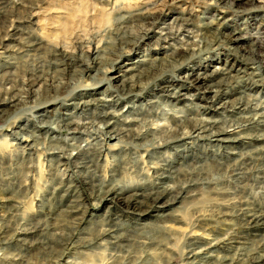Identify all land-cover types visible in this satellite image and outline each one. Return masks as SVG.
<instances>
[{
    "label": "bare ground",
    "instance_id": "bare-ground-1",
    "mask_svg": "<svg viewBox=\"0 0 264 264\" xmlns=\"http://www.w3.org/2000/svg\"><path fill=\"white\" fill-rule=\"evenodd\" d=\"M37 1L38 0H0V115L2 116V113L4 114L5 112L3 109L4 105L8 104L14 106L17 102L20 104V100H24L25 97H28V95L30 96V93H32V91L39 86H41L44 90V93H47L53 86L54 88L52 89L55 90L57 86L59 87L61 84L63 85V83L67 80L65 79V76L67 78V76L70 77L75 74L81 80L88 78L85 85L90 86L89 88L92 89L90 93H86L87 91L84 93L70 92L67 95H64V93V97L59 98L58 96L61 94L57 96L54 93L60 87L55 91L53 90L54 95L51 93L52 96H47L48 98L44 97L40 100V104L37 103L39 105V110L37 109L36 113H31L29 118L26 117L25 122H20L18 125H15V128L9 130V134H11L15 140L17 138V140L15 142L4 141L5 146L8 145V147L9 144L13 145L14 143H23L18 145L21 146V148H29V146H31V142L29 141H32V136L35 137L36 134L34 135V133L29 130L28 123L33 122V125L31 123L30 125L36 126L35 128L37 131H39L38 129L41 127L48 130L51 129V126L48 123L49 120L47 117H52L53 115H59L61 119L64 120L63 128H65L67 133L69 132L70 135H80L85 133L89 138V136L93 134L91 137L92 140L85 138L86 141L84 140V144L70 143L69 147L66 146L69 148L68 151L57 147H53V149L56 148L55 150L48 151L51 152V155L55 152L54 154L57 153L59 156L63 157L62 159H59V161L63 164H66L67 162L69 165L71 163L74 166L76 165L79 168L81 167L80 169L83 171H78L75 179L79 186H83L84 189H86L81 199L83 198V200H86L87 198H92L96 195L95 197L97 200L99 199V201H97V205L106 203V208L103 212L105 217L104 219L102 218V221L100 220L101 226H103L99 230L100 236L94 238L88 237L90 236V232L85 233L89 234L87 236L81 235L80 231V233L77 232L79 235L75 232L76 234L74 233V239L65 238V240H63L66 242L65 244H69L67 245L68 249L71 247L90 248L95 244L96 247L99 245L105 246L106 244L104 245V243L110 244L106 246L116 248V246L120 243L130 242L134 237L133 235L137 233L136 229L141 230L143 227H147L151 221H181L180 219L184 218L182 215V217H180L179 213L181 204H185L184 199L186 198L190 199L188 204L193 203L195 200L194 196L196 197L194 193H197L194 192V190L196 187H200L195 184L196 179L194 180L192 177L194 174L191 175L193 173L192 170H195L194 173H203L204 168L207 165L203 160L201 163L199 162L200 164L198 165H194V162H196L200 156L205 157L206 153L209 151H214L218 154V156L226 158L228 161L229 158H233L235 161H238L239 163L235 164L234 162L230 165L229 175L233 176L234 179H237L238 182L239 180L242 181L241 179H246V175L251 169V166L249 165L252 162L251 158H254L259 152L263 151L264 146H258V144L253 145V148L256 149L249 155L248 153L242 151H233L232 149L228 150L226 148L230 145V143L239 144L240 142L247 144L251 139L264 140V135H262L263 132L256 133L254 132L255 130L253 131L254 133L246 132V130L250 129L251 125H253V127L256 126L255 128H259L258 126H260V128L261 126H264V107L254 109L250 103V96L247 97L249 93L247 96L245 93V89L252 85H261V87L264 88V63L260 59L261 57L259 55L262 52L260 53L258 51L259 53L257 52V55L255 54L260 57L259 59L255 58L254 55L253 48H255L256 45V38L252 40L251 47L249 49L244 48L242 49V52L239 50L240 44H237V42L244 38L246 34V31L244 30L245 28L236 27L237 25L234 26L233 22L230 18H228L229 11L223 9L230 8L233 9V12L235 10L239 11V9H246V5H244V3L247 2L246 4H249L247 6H250L252 0L206 1V4L210 6V8L207 6L203 12H210V10L213 9V11L217 10L218 13L215 16L211 13L209 17L204 15L205 13H202V21L199 29L200 40L198 39L197 43L193 40L183 41L181 44L170 49L171 51H168L169 53L165 51V48L164 50H161L159 48L163 47H159L155 49L154 53H157L155 55L142 52L135 53L134 50L140 47L141 43H143L145 39L152 37L154 33L153 27L156 26L158 20L160 21V19H162L165 15L158 10H151L153 8L138 6L137 0H86L89 1L87 2V6H84L86 2H82L80 4V8L75 10L78 11V13H74V17L72 15L73 19H68V21L64 23L65 27H63L65 33L73 31L76 25L79 26L82 24L79 17L88 16L91 12L90 9L94 10V12H98L96 15L99 14L100 16L95 19V22L99 25V27L103 26L100 28V32L96 31L91 33V38L89 37V39L77 38L76 42L79 46H76L80 48V51L77 50L79 51L77 53L74 51L76 49L72 51L68 48L44 41L28 27V23H31L32 18L30 10L36 5ZM152 1H155L156 3V0ZM152 1H150V3H153ZM90 4H95L96 7L99 6V8L93 9ZM8 6L10 7L7 8ZM106 8L110 9V21L106 23L107 25H104L103 17L106 13L103 12ZM251 9L252 8L250 7V12ZM71 13H73V11ZM5 21H7V24L4 23ZM173 21L176 24H181L183 26L193 23L192 16L190 14L183 15V13L174 16ZM129 28H132V31H128ZM254 32H258V27H254ZM102 35H104L103 38ZM174 36L175 33L168 30L163 34L159 33L158 38L162 40L165 39V41L167 39V41H169ZM94 37L98 38L97 41L100 45H96V47H93L90 51V42L92 43ZM259 42L257 44H259ZM222 44L225 45V50H227L229 54H221L224 57H212L208 62H212L214 60L219 62L221 61L220 64L215 66L212 70H206L204 65L196 64V61H192L193 56L191 55L194 52L197 51L198 53V51H203L204 49V51H207L212 46L220 47ZM85 47H88V49L83 51V48ZM40 52L47 54L45 55L49 60L48 65L51 69L53 68L56 70L54 72H56L57 76H55L52 73L53 70H51L50 73L51 75L53 74V76L51 78H46L44 77L45 72L42 70L45 66H43L40 70L39 67L38 69L36 68L37 64H35V67H32L31 65L28 70L24 69L27 71L22 72V76L26 74V77L24 75L23 77H25V79L21 81L20 79H23V77H20L19 80L23 83L26 80V86L21 89V82L18 81L21 85L19 86L21 90H19L18 85H14V79H12L15 73H12L11 70L15 71V68L13 69V67H16L14 58L28 55L31 58L27 59L33 60L34 56ZM194 55L196 54L194 53ZM229 55H232L233 58H230ZM43 59L44 58H42V60ZM20 61L22 60H18L19 63ZM43 63H45V61ZM179 67L186 71L183 76H179V78H177L179 81L166 78V69H175ZM113 68H116L119 71L116 76L109 77L108 73ZM41 71H43V73ZM48 73L46 74L48 75ZM14 77L17 78L16 76ZM115 79L117 83L112 84L111 81ZM72 80L75 82L74 79ZM101 81L106 83V90L100 91L101 95H92L98 89V87H94L92 85ZM3 83H6L7 85H3ZM150 83L155 84V89L161 92L159 95L163 96V98L165 97L164 100H167L171 106L175 105V102L178 103V100H181L184 101L183 105L185 109L183 110V107H171L169 108L171 110L160 111L134 104V99L139 100V98H141L144 94V87ZM187 85L193 87L195 86L197 90L195 96L192 95L193 97H191L190 94L188 95L182 92L181 89H188ZM15 86H17V88ZM63 86H65V84ZM98 92L99 91H97V94ZM230 93H233L232 97L224 98ZM34 94L36 93L34 92ZM48 94L50 95V93ZM196 97L206 103H211V101H216V99L223 97L224 99L219 100L221 103L219 102V105L217 104L213 107L212 112L215 111L213 113H218L220 116L225 115V113H227L226 115L230 114L232 115H228L230 116V120H221L217 117H213L212 115H202L204 111V114H206V110L208 108L212 109V107L209 104L202 106L201 104L196 103L194 100ZM154 101H151L150 103H153ZM122 102H124V108H118L119 110L114 108V106L121 104ZM164 102L166 103V101ZM19 104H17L16 107H18ZM23 106L26 107L27 105ZM34 106L35 104H33V107ZM68 106L74 108L75 112L77 110V113H79L72 114L68 112V110H66L68 109ZM89 106L93 109L90 110V112L87 110L89 109ZM198 108L203 109V111L197 110ZM207 112L211 111L208 110ZM95 122H97V124H95ZM93 138H95V140H93ZM108 139H114V142L108 143ZM186 139L189 140L186 141ZM61 140L63 139L61 138ZM35 141L38 140L35 139ZM197 141H201V144ZM36 143L34 144L33 142L34 145H36ZM168 147L173 149V151H167L166 148ZM2 148L4 149V147ZM164 148V151L160 150H163ZM113 149H115L117 153H112ZM4 155L6 156V154ZM57 159L58 157L56 158V161ZM100 159L102 161L101 164L99 163ZM183 160H189V162L192 163H190V165H193L191 166V172L189 171L190 173L188 170L183 169ZM61 168H63V166ZM257 170H259V168H257ZM127 171H133V174L136 173L137 177L134 179L130 178L131 180H127V182H121L122 180L119 181L115 177L116 175L120 176L122 173H126ZM55 172L58 173L57 170L54 171V174ZM204 173L206 174V172ZM188 174H190V181L189 179L188 181L181 180L182 175L185 176ZM49 178L51 177H48V179ZM32 180H34V178ZM197 181L199 182L200 178L199 180L197 179ZM202 182L203 181H201V183ZM58 183L59 184L56 185L54 184L55 186L53 187L51 186L52 188L49 190L52 194L58 195L61 200L63 199L66 201L63 203L64 207H62L65 209L61 210H65V212L69 214L78 213L80 207L78 202H75L77 200H75V198L79 197L78 194H76L77 184L60 181ZM214 189L215 190L213 191L215 195H219L221 198H219L218 201L216 200L217 202L215 205L208 204L206 208L200 209L195 207L196 209L192 212L193 215L195 214L192 227H198L205 232V229L207 228L213 230V227L209 226L211 220L223 219L224 221L226 218L241 220L244 224L243 226L249 234L259 235L258 238L262 240V244L260 245L259 250H256L255 252L251 251V253H245L243 256L240 255L238 257H227L224 254L220 255L216 252H218V250H230L229 247L234 246L231 242L235 243L238 240H236L237 237L234 238L235 236L232 233L223 239L218 238V240L213 239V237L208 240L202 236H194L193 232H188L185 234L187 255L184 264H193L192 262L198 261H201V263L198 262L199 264H264V208L256 204L255 201L236 198L235 193H227V191L222 188ZM47 192L49 193V191ZM48 195L49 194H47V197H49ZM52 197H54V195ZM5 200V197L2 198L0 196V206L4 205L3 203ZM212 203L213 202H211V204ZM82 209L83 208L80 209V215L82 217L85 218V216H88V218H94L93 212ZM1 211L4 214V211ZM98 216L100 215H97L96 217ZM86 218L84 219L85 221ZM127 219L132 220L131 222L134 226L128 224V227L126 224L122 223L121 220ZM148 219L151 220L148 221ZM85 221L82 222L84 223ZM186 221H188V219ZM212 222L210 225L213 224ZM4 229L5 228L2 230ZM130 229L135 230V233H131L129 231ZM19 231H21V229ZM215 231L217 230L215 229ZM5 233L8 232L5 231ZM208 233L209 231L207 234ZM0 235H2V233ZM27 239L29 241V238ZM106 248L109 249V247ZM94 250L95 249H93V251ZM66 252L67 251L64 253L62 252V254L58 256V262L64 260L63 258ZM58 262L56 264H58ZM133 264H135V262Z\"/></svg>",
    "mask_w": 264,
    "mask_h": 264
},
{
    "label": "rangeland",
    "instance_id": "rangeland-1",
    "mask_svg": "<svg viewBox=\"0 0 264 264\" xmlns=\"http://www.w3.org/2000/svg\"><path fill=\"white\" fill-rule=\"evenodd\" d=\"M137 1H138V6H141V7L147 6V7L153 8L151 10H155V11L158 10L161 13H163L165 16L162 19H160V21L158 20V22L156 23V26L153 27L154 33H153L152 37L145 39L143 41V43H141L140 47H138L137 49L134 50L135 53H141L142 52V53H149V54L155 55V54H157V53H154L155 49H157L159 47H163V48H159L161 50L162 49L164 50V48H165L166 52H168V51L170 52L171 51L170 49H172L174 46L181 44L183 41L193 40V41H195V43H197L198 39L200 40L199 29H200V24L202 21L201 20L202 13L203 14L205 13L204 15H206L208 17H209V15H211V13L214 16L218 13L217 10L213 11V9H211L210 12L209 11L203 12L204 9L208 6L206 4L208 2V0H158V1L156 0V3H155V1L153 2L152 0H137ZM150 1H152L153 3H150ZM82 2H86V4L84 6H87V2H89V1H86V0L85 1L84 0L83 1L82 0H41L40 1V0H38L36 2V5L33 6V8L30 10L31 11L30 13H32L31 14L32 18H31V23H28V27L31 28L32 31L38 37L43 39L44 41L54 43V44L59 45L61 47L68 48L72 51L74 49H76L74 51L77 53L80 51V48L77 47V46H79V44L76 42L77 38L79 37L80 39H89L91 33L96 32V31L100 32L99 30L103 26L102 25L101 27H99V25L95 22V19L100 16L99 14L96 15V13H98V12L97 11L94 12V10L90 9L91 15L89 14L86 17L85 16L79 17L81 19L82 24H80L79 26L76 25L74 27L73 31H71V32L69 31V33L68 32L65 33V31H64L65 24L64 23L66 21H68V19L69 20L73 19L72 15L74 13L75 14L78 13V11H75V10L80 8V4ZM246 3H244V5H246V9H239V11L235 10L234 12L232 11L233 9H230V8L229 9L226 8L223 10L229 11L228 18H230V20L233 22L234 26L237 25L236 27L245 28L244 30L246 31V34H245L244 38L241 41L237 42V44H240L239 50L242 52V49H244V48L249 49L251 47L252 40H254V38H256L255 39L256 45H255V48H253L254 49V55L255 54L257 55L258 51L260 53L262 52L261 54H259L261 58L256 56V55H255V58H258V59L260 58L264 63V0H252V3H250L251 4L250 6H247L249 4H246ZM90 6H92L93 9L99 8V6L96 7L95 4H90ZM9 7L10 6H8L7 8H9ZM208 7L210 8V6H208ZM250 7L252 8L251 12H250ZM107 8H109V7H107ZM107 8L103 12V13H106L105 16L103 15L104 16L103 17L104 18V20H103L104 25L110 21V17H109L110 9H107ZM240 10H246V11H240ZM72 11H73V13H71ZM181 13H183V15L184 14H190L192 16L193 23L187 24L184 26L181 24H176L173 21V17L177 16ZM73 17H74V15H73ZM4 23L7 24V21H5ZM174 25H176V26H174ZM255 26L258 27V32H254ZM130 30L132 31V28L131 29L129 28L128 31H130ZM168 30H171L175 33V36L173 38H171L172 40L170 39L169 41H167V39H166V41H165V39L162 40V39L158 38L159 33L163 34L164 32H166ZM97 37H94L95 40L93 38L92 43L90 42V47H89L90 51L92 50L93 47H96V45L99 44V42L97 41V39H98ZM103 37H104V35H102V38ZM259 41H261V42H259ZM258 42H259V44H257ZM225 48H226L225 45L222 44V46H220V47L219 46L218 47L212 46L207 51H204L205 49L203 51L202 50L198 51V53L196 51V52H194L196 55H194V53L191 55V56H193L192 61H196L197 62L196 64L204 65L206 70L210 71L215 66H218L221 61L220 62L215 61V60L212 62H208V61H210L211 58L214 56L224 57L221 54H229L227 52V50H225ZM87 49H88V47H85V48H83V51L87 50ZM77 50H79V51H77ZM41 53L43 54V57H42ZM45 54L43 52H40V53L36 54V56H34L33 60H31V59L28 60L27 58H31L28 55L14 58L16 67H13V69L15 68V71L11 70V72L12 73L14 72L15 73L14 76H16L17 78H15L13 76L12 79H14V81L13 80L12 81L14 82V85H18L19 90H21L22 88H24L26 86V83H25L26 80L24 83L21 82L26 77V74H24L25 77H23L24 75L22 76V74H23L22 72L27 71L31 67V65H32V67L33 66L35 67L36 66L35 64H37L36 68L38 69V67H39L40 70L43 66H45L46 68L43 67L42 70L45 72L44 77H46V78H49V77L51 78L53 76V74L55 76H57L56 72H54L56 70H54L53 68L51 69V67H49V65H48L49 60H48V57L46 56L47 54L46 55ZM238 54H241V53H238ZM45 56L47 57V59ZM229 56H230V58H233L232 55H229ZM41 57L44 59L42 60ZM35 58H36V60H35ZM18 60H22V61H20V63H19ZM25 60H26V62H25ZM44 61H45V63H43ZM22 62H24V63H22ZM41 63H42V65H41ZM11 69H12V67H11ZM24 69H27V70H24ZM49 69H50V71H49ZM51 70H53L52 75L50 73ZM43 71H41V72L43 73ZM118 71L119 70H117L116 68H113L108 73V76L109 77L116 76ZM185 72L186 71L180 67L175 68V69L169 68V69H166V76H167L166 78L167 79H174L175 81H179V80H177V78H179V76H183ZM46 73H48V75ZM16 74L19 76H17ZM74 75L70 76V77L67 76V78L64 75L65 79H67L68 81L66 80L67 83L66 82L63 83V85L65 84V86H63L62 84L59 86L61 89L63 88L62 92L58 86L56 88V89L59 88L58 90L55 89L56 90L55 91L54 89H52V88H54V86H53L49 90V92H47V93L46 92L44 93V90L41 88V86H39L38 88H36V86H35V88L37 90L34 88L35 90H33V91L36 94H34V92L32 91V93H30V96L28 95V97H25L26 101L23 98L24 100H20V104H19V102H17L14 104V106L6 104L3 107V109L5 111L4 112L5 115L3 113H2V116L0 115V196L2 198L5 197L6 200L3 203L4 205L0 206V213H1L0 214V234L2 233V235H0V240L4 241V242L0 241V264H56L58 262L57 260L59 259L58 256L60 254H62V252L64 253L65 251H67V252L63 258L64 260L59 261L58 264H73V263H75V264H131L132 263L133 264L134 262H135V264H184V261H186V255H187V253H186L187 252V249H186L187 244L185 245V243H186L185 234L188 232H193L194 236H202L203 238H206L208 240L213 238V237H214L213 239H218V238L223 239V238L227 237V235L232 233L235 236L234 238L237 237L236 240H238L235 243L231 242V244H233L234 246L229 247L230 250H226V251L218 250V252H216L217 254L219 253L220 255L224 254L227 257H229V256L230 257H232V256L238 257L240 255L243 256L245 253H251V251L255 252L256 250H259L260 245L262 244V240L260 238H258L259 235L249 234V232H247L246 228L243 226L244 224L242 223L241 220H236V219L234 220L231 218H226V219L224 218L225 219L224 221H223V219L211 220L210 224L213 221L212 223L214 225L215 224L216 225L214 226L213 224L212 225L209 224V226L213 227V230L207 228V229H205V232H206L205 233L204 230L202 231L198 227H192L193 221L195 219V216H194L195 214L193 215L192 212H194V209H196L197 207H198V209H200V208H206L208 204L209 205H215V203L218 201L219 198H221V196L215 195V193L213 191V190H215L214 188H216V189L222 188V189L226 190L227 193H230V192L232 194L235 193L236 198H242V199H246L248 201H255L256 204H258L264 208V180H263L264 179V152H263L264 150L259 152V153H263V154L258 153L257 156H255L254 158H251L252 162L249 164L251 166V169L249 170V173H247L246 179L245 178L241 179L242 181L239 180V182L237 181V179H234L233 176L229 175L230 174L229 173L230 165H232L234 162H235V164L239 163L238 161H235L233 158H229V161H228V159L226 160V158L218 156V154L215 153L214 151H212L213 153L211 151L207 152L205 157L200 156L198 158V160H196L197 163L194 162V165L200 164L202 162V160L207 165L204 168L203 173H197V172L194 173L195 170H192L193 173L191 175L194 174L192 177L194 180L196 179L195 184L200 186V187L199 188L196 187V189L194 188L195 189L194 192H197V193H194V195H196V197L194 196L195 200L193 203L188 204V201L190 199L186 198L187 200L184 199L185 204L184 203L181 204V208H179V213H180V217H182V216L184 217V218L180 219L181 221H177V222L173 221V220H163V221L158 220L155 222L151 221V223L148 224L147 227H143L144 230L143 229H141V230L136 229L137 233L135 235H133L134 237L132 236L133 239L128 243H120L119 244L120 247H119V245L116 246V248L111 247V246H106V245H110V244L104 243V245L106 244L105 246L99 245L96 247V244H95L94 245L95 248H94V246L90 247V248H87V247H85V248H83V247L72 248L71 247V248H69L70 249L69 250L67 247V245H69V244H65L66 242L63 240H65V238H68V239L71 238L72 239L75 236V234L79 231L81 232V235H85V236L89 235V234H85V233L90 232V236H88V237H94L95 238V237L100 236L99 230L101 227H103V226H101V221L105 217L103 212L106 208V203L105 204L101 203L100 205H97L98 204L97 201H99V199L97 200V198L95 197L96 195L92 198H87L86 200H83V198L81 199V197L83 196V193H84V191H86V189H84L83 186H79L77 184V182L75 181L76 176L78 174L77 172L83 171L82 169H80L81 167L79 168L78 166H76V165L74 166L71 163L69 165V163H67V162H66L67 165L65 163L63 164L59 161V159H62L63 157L59 156V154H57V153L54 154L55 152H53V154L51 155V152H48V151L56 149V148L53 149V147H57L60 149L62 148V150L66 149L68 151L69 148H67V147L70 146L69 145L70 143L71 144H77V143H81V144L83 143L84 144L85 138L90 140L91 137L93 136V134L91 136H89V138L85 133L80 134V135H76V134L70 135V133L68 132L69 133L68 134L66 129L63 128L64 120L61 119V117L59 115H53L52 117H50V116L47 117V119L49 120L48 123L51 126V129H48V130L44 129V127H41L42 129L40 128V129H38L39 131H37L35 128L36 126H32L33 122L28 123L29 130L32 131L34 133V135L36 134L35 137H38V138H35L34 136H32L33 137L31 139L32 141H29V142H31L30 143L31 146H29V148H27V147L21 148V146L18 145V144L21 145L23 143H18V144L14 143L13 144L14 146L12 144L11 145L9 144V147H8V145L5 146V142L6 141L7 142L8 141L9 142L10 141L15 142L17 140V138L15 140V138H13V136H11V134H9V130H12V128H15L16 127L15 125H18L20 122H25L26 117L29 118L31 116V113H33V114L36 113L37 109L39 110L38 104H40L39 103L40 100H42L44 97L48 98L54 94H56L57 96L59 94H61L60 96H58L60 98V97H64V95H67L70 92H74V93L82 92V93H84L85 91H87L86 93H88V92L90 93L92 89L89 88L90 86L85 85L88 78L81 80L77 75H75V76ZM20 77L21 78L23 77V79H20ZM15 79H18V80H15ZM72 79H74L75 82ZM55 80H57V79H55ZM18 81L21 82V85L23 87L20 85V82H18ZM83 81H85V82H83ZM13 82H12V84H13ZM111 82H112V84L117 83L116 79L112 80ZM15 83H17V84H15ZM3 85H7V84L3 83ZM154 85L155 84H153V83L146 85L144 87L145 90H144L143 96L141 98H139V100L134 99V101H133L134 104L145 107V108H152L154 110H160V111L171 110V109H169L171 107L172 108L183 107V110L185 109V107L183 105L184 101H181V100H178L179 101V102L177 101L178 103L175 102L174 103L175 105L171 106V104H169V102L167 100H164L165 97L163 98V96L159 95L161 92L156 90L155 89L156 87ZM19 86H21V89ZM92 86L98 87L96 92H94L92 94L94 96L95 95H101L100 91L106 90L105 89L106 83L102 82V81L98 82ZM15 87L17 88V86H15ZM64 89H65V92H64ZM53 90L55 91L54 94H53V92H54ZM181 90H182V92H184L188 95L190 94L191 97H193L192 95L195 96V93H197L195 86L194 87L188 86V89L183 88ZM97 91H99L98 94H97ZM48 93H50V95ZM51 93H52V95H51ZM245 93H246V96L249 93V95L247 97L250 96L249 97V99L251 101L250 103L254 109H256V108L260 109V108L264 107V101H263L264 100V88L261 87V85H256V86L252 85L249 88L245 89ZM45 94H47V95H45ZM232 94L233 93H230L229 94L230 96L227 95V97H224V98H230L233 96ZM37 97L38 98L41 97V98L38 99ZM224 98L223 97L218 98V99H216V101L215 100L211 101V103H206L204 101H201L198 97H196L194 100L196 101V103H199L202 106L209 104L212 107V109L208 108L206 110V114H204L205 113V111H204V113L202 115H204V116L212 115L213 117H217L221 120L227 119V121H229L230 116H232V115L228 114V115H230V116H228V115H226L227 113H225V115L220 116L218 113H213L215 111L212 112L213 107H215L219 102L221 103V101H219V100L224 99ZM154 100H156V101H154ZM22 101H23V103H22ZM151 101H154V102L150 103ZM164 101H166V103L169 105H167ZM17 104H19L18 107H16ZM33 104H35L34 107H33ZM23 105H27V106L25 107ZM118 105L114 106V108L121 109V108L125 107L124 102H122L121 104H118ZM47 108H50V107H47ZM254 109H252V110H254ZM66 110H68V112H70L72 114L73 113L74 114L79 113V112L77 113V110L75 112V109L72 107H69V106H68V109H66ZM87 110L90 112V110H93V109H92V107L89 106V109H87ZM197 110L203 111V109H201V108H198ZM208 110L211 112H207ZM30 123L32 125H30ZM95 124H97V122H95ZM255 127L256 126L253 127V125H251L250 129L247 128L249 130H246V132H250V133L251 132L252 133H254V132L262 133L263 132L262 135H264V128H263L264 126H261V128H260V126H258L259 128H255ZM35 130H36V133H35ZM29 137H31V136H29ZM71 137H73V138H71ZM74 137H76V138H74ZM4 138H6V139H4ZM61 138L64 141L61 140ZM81 138H83V139H81ZM2 139H4V140H2ZM35 139L38 141H35ZM93 140H95V138H93ZM188 140L189 139H186V141H188ZM259 140L260 139H251L250 142H248L247 144L246 143H240V142H239V144L230 143V145L226 149H228V150L232 149L233 151H242V152L248 153V155H249V154H251V152L253 150L255 151V149H256V148L255 149L253 148V145L258 144V146H260V145L264 146V140L263 141L260 140L261 142ZM40 141H41V143H40ZM107 141H108V143H111V142H114V139H108ZM33 142H34V144L37 142L36 145H34ZM46 142H48V143H46ZM197 142L199 144H201V141H197ZM202 142H205V141H202ZM250 143H252V144H250ZM16 144H17V146H16ZM54 144H57V145H54ZM41 145H42V147H41ZM63 146H65V147H63ZM2 147H4V149ZM47 147H49V148H47ZM9 148H10V150H9ZM47 149H49V150H47ZM166 149H167V151H170V152L173 151V149H171L169 147ZM45 150H47V151H45ZM160 150L164 151L165 148L163 150L162 149H160ZM4 151H5V153H4ZM13 151H14V153H13ZM112 151H113L112 153H114V154L117 153L115 151V149H113ZM140 152L142 153L141 150H140ZM3 153L6 154V156ZM34 154H36V155H34ZM23 155H24V157H23ZM108 155H109V152H108ZM27 156L29 159L27 158ZM52 156H53V158H52ZM57 157H58V159L56 161ZM46 159L47 160L49 159L50 161L49 160L47 161ZM48 163H49V165H48ZM99 163L100 164L102 163L101 159L99 160ZM190 163L191 162H189V160H183V164H182V166H184L183 169H186L189 172L191 170V166H193V165H190ZM68 165H69V168H68ZM46 166H48V167H46ZM62 166H63V168H61ZM70 166H72V167H70ZM189 166H190V168H189ZM65 168H67V169H65ZM257 168H259V170H257ZM36 169H37V172H36ZM55 170H57L58 173L55 172V174H54ZM60 170H61V172H60ZM204 172H206V174ZM52 174H54V175H52ZM195 175H197V176H195ZM47 176L51 177L52 179L51 178L48 179ZM182 176H181V180L188 181V179L190 178V174L185 175V176L182 175ZM187 176H188V178H187ZM115 177L119 181L122 180L121 182H127V180L129 181V180L137 177V174L136 173L133 174V171L132 172L127 171L126 173H122L120 176L116 175ZM33 178H34V180H32ZM67 178H68V180H67ZM199 178H200V181H199L200 183L197 181V179L199 180ZM14 179H15V181H14ZM61 179H62V181H61ZM123 179H124V181H123ZM125 179H126V181H125ZM47 180H48V182H47ZM57 180H58V182L60 181V182H68V183H76L77 184L76 185L77 186L76 187V194H78L79 197L75 198V200L77 199L75 202L76 203L78 202L80 209L83 208V209L88 210L89 212H93L94 218H88V216H85V218L87 217L86 221H85L84 220L85 218L80 215L81 214L80 209H79L78 213H76V214H69V213H66L65 210H61V209H65L62 207H64L63 203H65L66 201H64L63 199L61 200V198L58 195L52 194L50 192V190H51L50 188H52L56 184H59L57 182ZM69 180H70V182H69ZM33 181H34V183H33ZM189 181H190V179H189ZM201 181H203V182L201 183ZM204 181H205V183H204ZM242 182H244V183H242ZM43 184H45V185H43ZM79 187H80V189H79ZM206 187H208V188H206ZM78 189H79V191H78ZM47 191H49V193ZM47 194H49L48 195L49 197H47ZM53 195H54V197H52ZM11 196H12V198H11ZM56 196H57V199H56ZM211 202H213L214 204L213 203L211 204ZM82 204H84V205H82ZM1 210L4 211V214ZM97 215H100V216L96 217ZM187 219H188V221H186ZM150 220L151 219H148V221H150ZM80 221L81 222L85 221V222L81 223ZM97 221H99L100 223ZM121 221L123 224H126V226H128V227H129V225L134 226L131 222L132 220H130V219L121 220ZM145 221H147V220H145ZM158 222H159V224H158ZM189 226H191V227H189ZM51 227H52V229H51ZM3 228H5V229L2 230ZM15 229L18 233L15 231ZM18 229L19 230L21 229V231H19ZM215 229L217 231H215ZM82 230H84L85 232ZM5 231L8 233H5ZM129 231L133 234L135 233L134 232L135 230L130 229ZM208 231H209V233L207 234ZM210 231H212V232H210ZM9 233H11V234H9ZM79 233H77V235H79ZM5 234H6V237H5ZM14 234H16V235H14ZM7 236L9 237V239ZM16 236L17 237L20 236L21 239H20V237H18L20 239L19 240ZM22 237H24V238H22ZM27 238H29V241ZM23 239H24V242H23ZM74 243H75V241H74ZM106 247H109V249ZM96 248H98V249H96ZM93 249H95V250L93 251ZM111 250H113L115 252H113ZM223 251H224V253H223ZM213 252H215V251H213ZM74 255H75V257H74ZM82 255H84V256H82ZM15 257H17V258H15ZM125 259H127V260H125ZM198 262H192V263L193 264L201 263V261L199 263Z\"/></svg>",
    "mask_w": 264,
    "mask_h": 264
}]
</instances>
